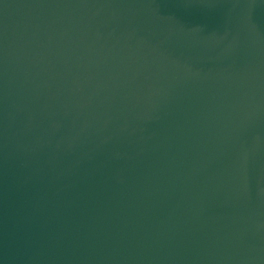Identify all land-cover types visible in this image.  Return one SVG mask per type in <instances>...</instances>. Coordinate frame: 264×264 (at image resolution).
<instances>
[{
	"label": "water",
	"instance_id": "1",
	"mask_svg": "<svg viewBox=\"0 0 264 264\" xmlns=\"http://www.w3.org/2000/svg\"><path fill=\"white\" fill-rule=\"evenodd\" d=\"M0 264H264V0H0Z\"/></svg>",
	"mask_w": 264,
	"mask_h": 264
}]
</instances>
